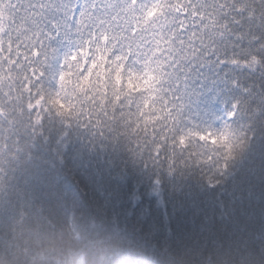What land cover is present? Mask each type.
Returning a JSON list of instances; mask_svg holds the SVG:
<instances>
[{"label":"trees","instance_id":"16d2710c","mask_svg":"<svg viewBox=\"0 0 264 264\" xmlns=\"http://www.w3.org/2000/svg\"><path fill=\"white\" fill-rule=\"evenodd\" d=\"M33 2L52 5L63 28L78 0ZM213 2L245 9L236 14L241 23L229 16L223 36L213 25L204 44L195 42V52L185 46L179 57L154 23L159 30L149 46L126 47L113 67L123 69L134 56L142 70L127 74L124 91L145 93L144 111L163 89L181 127L215 132L207 140L219 161L214 171L191 164L169 170L138 154L123 135L65 122L82 100L95 97L103 106L110 86L113 95L121 92L115 75L109 82L102 70L116 46L106 36L96 57L101 73L84 90L66 79L70 98L57 99L58 109L42 125L28 122L32 106L14 88L0 104V134L14 136L19 126V142L0 164V264H264V0H199ZM157 15L160 6L144 26ZM6 20L5 6L0 34ZM77 47L65 37L48 49L47 91L58 87L64 58ZM16 79L0 74L4 96Z\"/></svg>","mask_w":264,"mask_h":264},{"label":"snow or ice","instance_id":"6c2138e0","mask_svg":"<svg viewBox=\"0 0 264 264\" xmlns=\"http://www.w3.org/2000/svg\"><path fill=\"white\" fill-rule=\"evenodd\" d=\"M5 6L7 20L5 30L0 34V74L8 76L14 73L17 79L7 89L8 96L0 92V104L13 96L14 88L18 99L32 106L26 117L28 122L35 120L42 125L45 114L51 118L58 109L57 99L63 97L61 102H66L70 98V90L66 91V79L84 90L87 82L97 78L101 73V64L96 58L101 42L106 36L114 38L116 46L112 49L113 55L107 58L102 70L109 73V82L115 75L116 80L120 81L121 92L113 95L110 86L103 106L95 97L86 102L82 100L79 111L74 116L67 114L65 122L73 121L101 136L105 132L123 135L133 143L138 154L146 155L150 163L167 166L169 170L191 164L207 167L209 173L214 171L219 161L210 150L207 140L215 132L181 127L179 113L172 109L163 89L160 98L149 104L148 111H144L146 94L135 90L129 93L124 91L127 74L142 70L135 62L136 58L127 57L128 62L123 69L113 65L122 62L126 47L149 46L150 34L159 30L152 28L154 23H161L166 38H171L176 45L175 57H179L184 55L185 46L193 45L192 50L195 52V42L204 44L209 28L213 25L218 34L223 36L224 31L230 30L229 16L232 22L240 24L241 20L236 14L243 15L245 9L229 7L225 2L200 4L199 0H78L71 10L70 27L66 25L61 28L55 21L52 5L37 4L33 0H0V8ZM154 6H160L163 15L153 17L145 27L144 20ZM37 16L40 18L37 19ZM247 18L251 19L252 14ZM72 31L74 35H70ZM65 37L73 40L78 47L64 58L59 75L55 78L58 87L47 91L44 79L48 49ZM172 63L175 60L169 67ZM117 95L120 96L119 100H116ZM60 114L65 115L62 110ZM14 115L13 109L9 118ZM3 125L4 122H0V128ZM229 126L226 124L219 131ZM31 131L33 135L36 134L35 127ZM18 135L19 126L14 136L0 134V164L7 163L6 157L11 155L8 149L18 144ZM223 167L226 169L228 165ZM3 171L0 167V174Z\"/></svg>","mask_w":264,"mask_h":264}]
</instances>
